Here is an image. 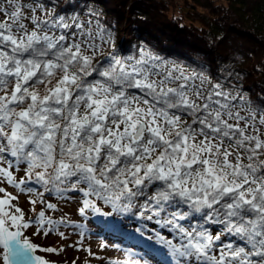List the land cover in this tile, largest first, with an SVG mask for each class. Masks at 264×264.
Segmentation results:
<instances>
[{"label":"snow or ice","instance_id":"1","mask_svg":"<svg viewBox=\"0 0 264 264\" xmlns=\"http://www.w3.org/2000/svg\"><path fill=\"white\" fill-rule=\"evenodd\" d=\"M58 7L0 0V183L34 214L0 187V264H51L37 253L64 250L34 243L30 228L76 235L69 247L94 255L83 247L94 217L113 232L135 221L127 235L147 241L107 264H151L154 245L165 264H264V102L231 72L143 46L123 54L88 0ZM49 197L79 201L81 221L57 217Z\"/></svg>","mask_w":264,"mask_h":264},{"label":"trees","instance_id":"2","mask_svg":"<svg viewBox=\"0 0 264 264\" xmlns=\"http://www.w3.org/2000/svg\"><path fill=\"white\" fill-rule=\"evenodd\" d=\"M69 0H53L59 3L60 11L67 6ZM84 6V0H70ZM93 8L102 15L101 21L112 28L115 46L123 54L130 53L140 47L170 62H176L189 70L204 71L205 74L227 75L232 84L248 96L253 102H264V0H88ZM2 19V17H0ZM105 51H111L106 48ZM41 91L43 89L41 88ZM19 175H22L20 173ZM8 193L12 187L0 183ZM14 189V188H13ZM17 191L16 189H14ZM0 193V197H3ZM26 207L18 206L25 214L34 215L30 209L27 195L19 199ZM61 209L57 217L64 215V205L51 197ZM12 203L16 204L17 201ZM74 206L78 209L79 201ZM41 206L36 205V212ZM107 211V208H105ZM79 222L77 219L71 218ZM29 217V216H28ZM106 218H91L88 227L92 235L119 246L124 252L131 247L137 255L149 251L143 243L130 238L127 233L133 231L136 222H124V231L113 232L102 222ZM151 227V225H150ZM67 235V233H66ZM126 242V243H124ZM50 244V242L48 243ZM59 249V245H55ZM157 251L152 252L151 264H162L156 258L166 261L164 250L154 245ZM64 248V247H63ZM51 264H65L61 258Z\"/></svg>","mask_w":264,"mask_h":264},{"label":"rangeland","instance_id":"3","mask_svg":"<svg viewBox=\"0 0 264 264\" xmlns=\"http://www.w3.org/2000/svg\"><path fill=\"white\" fill-rule=\"evenodd\" d=\"M12 195H19L16 191H10ZM1 198V197H0ZM18 203L21 207H26V203L19 199ZM75 203H70L69 205H64L63 213L68 214L73 219H77L79 217L77 208L74 206ZM29 213L25 214L27 218ZM81 221V220H80ZM35 231V228H30L26 231V235L30 236L32 241L38 245L43 247H54L55 245H59V247L63 246L64 250L62 252L57 253H45L39 252L38 254L43 256L48 261L54 263L59 261V259H63L65 264H107L110 259H119L124 260L126 256L124 255L125 252L119 247L115 246L112 242L106 241L101 236H90V238L85 239L83 247L90 248L91 252L94 255H89L84 250H76L75 247H69V245H74L76 241L79 239L78 236L72 235L68 239H61L58 235L49 234L47 237L41 236H33L32 233ZM50 242V244H48ZM102 244H107L108 247L102 248ZM162 258V257H161Z\"/></svg>","mask_w":264,"mask_h":264},{"label":"water","instance_id":"4","mask_svg":"<svg viewBox=\"0 0 264 264\" xmlns=\"http://www.w3.org/2000/svg\"><path fill=\"white\" fill-rule=\"evenodd\" d=\"M39 255V254H38Z\"/></svg>","mask_w":264,"mask_h":264}]
</instances>
